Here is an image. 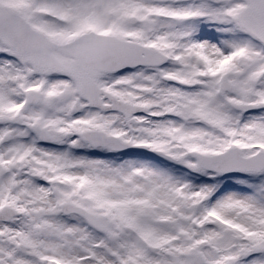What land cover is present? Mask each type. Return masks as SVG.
Instances as JSON below:
<instances>
[{
  "label": "snow or ice",
  "instance_id": "1",
  "mask_svg": "<svg viewBox=\"0 0 264 264\" xmlns=\"http://www.w3.org/2000/svg\"><path fill=\"white\" fill-rule=\"evenodd\" d=\"M0 264H264V0H0Z\"/></svg>",
  "mask_w": 264,
  "mask_h": 264
}]
</instances>
